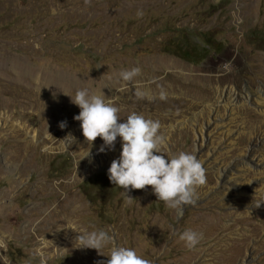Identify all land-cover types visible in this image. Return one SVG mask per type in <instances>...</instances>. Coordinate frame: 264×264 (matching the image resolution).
Returning a JSON list of instances; mask_svg holds the SVG:
<instances>
[{"label":"rangeland","instance_id":"1","mask_svg":"<svg viewBox=\"0 0 264 264\" xmlns=\"http://www.w3.org/2000/svg\"><path fill=\"white\" fill-rule=\"evenodd\" d=\"M85 88L203 162L195 205L181 215L152 186L125 202L108 176L121 139L101 153L74 119ZM263 213L264 0H0V264H106L114 245L153 264H264ZM90 225L114 235L101 254L76 240Z\"/></svg>","mask_w":264,"mask_h":264},{"label":"clouds","instance_id":"2","mask_svg":"<svg viewBox=\"0 0 264 264\" xmlns=\"http://www.w3.org/2000/svg\"><path fill=\"white\" fill-rule=\"evenodd\" d=\"M142 14L138 12V15ZM140 73L141 69L134 67L122 71L120 75L124 81L131 82ZM133 95L139 99L151 98L138 87ZM68 96L80 108L74 119L81 122L86 140L90 144L97 137L103 140L99 152L114 151L115 142L118 137L121 139L122 151L111 162L108 176L112 184L124 189L127 194L126 203L133 200L128 194L129 191L145 189L146 186H152L158 201H163L169 209L179 210L181 215L184 206L197 203V187L206 183L203 162L190 152L181 151L176 155H168L162 151L167 137L160 131L162 125L159 120L146 118L136 112L121 119L120 108L114 105L112 98L90 94L86 88L77 90L74 98ZM159 98L165 100L166 92L161 90ZM65 126L64 122L60 125L61 128ZM90 228V231L78 232L76 240L81 242L82 248L95 249L101 254L102 248L113 244L114 235L110 229L96 228L94 225H90ZM179 238L191 250L200 243L202 233L187 228ZM107 257L109 259L106 264H153L152 260L145 258L132 247L114 245Z\"/></svg>","mask_w":264,"mask_h":264},{"label":"bare ground","instance_id":"3","mask_svg":"<svg viewBox=\"0 0 264 264\" xmlns=\"http://www.w3.org/2000/svg\"><path fill=\"white\" fill-rule=\"evenodd\" d=\"M219 169L222 170L223 175L225 174L226 171H229L230 170L228 167H225V166H221V167H219ZM206 259L208 260L209 257L208 258H205V259H202V261L204 262ZM195 264H197V263H195ZM198 264H200V263H198Z\"/></svg>","mask_w":264,"mask_h":264}]
</instances>
